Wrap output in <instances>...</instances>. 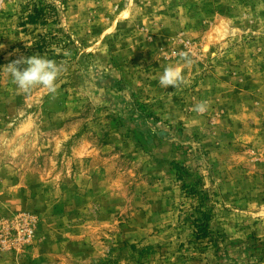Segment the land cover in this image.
<instances>
[{
	"label": "rangeland",
	"instance_id": "1",
	"mask_svg": "<svg viewBox=\"0 0 264 264\" xmlns=\"http://www.w3.org/2000/svg\"><path fill=\"white\" fill-rule=\"evenodd\" d=\"M0 45L66 69L0 70V264H264V0H0Z\"/></svg>",
	"mask_w": 264,
	"mask_h": 264
},
{
	"label": "clouds",
	"instance_id": "2",
	"mask_svg": "<svg viewBox=\"0 0 264 264\" xmlns=\"http://www.w3.org/2000/svg\"><path fill=\"white\" fill-rule=\"evenodd\" d=\"M3 47L0 45V48ZM173 55H178L181 63L167 65L159 77V84L166 89L172 86L175 90H179L181 86L188 83L183 74L184 65H191L194 61L187 51L173 53ZM0 70L6 71L10 75L17 88L22 92L29 93L33 88L40 86L46 89L52 98H55L58 93L56 81L66 69L63 64L37 53L30 57L21 56ZM208 106L207 101H200L193 106L192 110L197 114H203L207 111Z\"/></svg>",
	"mask_w": 264,
	"mask_h": 264
},
{
	"label": "trees",
	"instance_id": "3",
	"mask_svg": "<svg viewBox=\"0 0 264 264\" xmlns=\"http://www.w3.org/2000/svg\"><path fill=\"white\" fill-rule=\"evenodd\" d=\"M30 22H34V17L31 16V21ZM203 223H199V221H196V226L199 228V233L203 232L204 235L207 234L208 231V220H209V215L207 213H203V218L200 219Z\"/></svg>",
	"mask_w": 264,
	"mask_h": 264
}]
</instances>
